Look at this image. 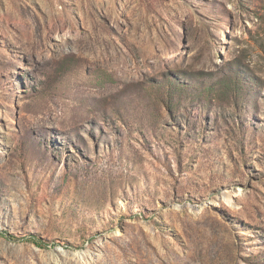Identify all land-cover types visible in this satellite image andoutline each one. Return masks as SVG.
<instances>
[{"label":"rangeland","instance_id":"374dc122","mask_svg":"<svg viewBox=\"0 0 264 264\" xmlns=\"http://www.w3.org/2000/svg\"><path fill=\"white\" fill-rule=\"evenodd\" d=\"M0 264H264V0H0Z\"/></svg>","mask_w":264,"mask_h":264}]
</instances>
